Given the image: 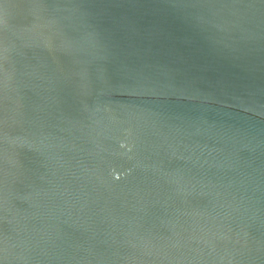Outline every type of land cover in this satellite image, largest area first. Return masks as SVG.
<instances>
[{
	"label": "water",
	"instance_id": "95a60500",
	"mask_svg": "<svg viewBox=\"0 0 264 264\" xmlns=\"http://www.w3.org/2000/svg\"><path fill=\"white\" fill-rule=\"evenodd\" d=\"M0 264H264V0H0Z\"/></svg>",
	"mask_w": 264,
	"mask_h": 264
}]
</instances>
